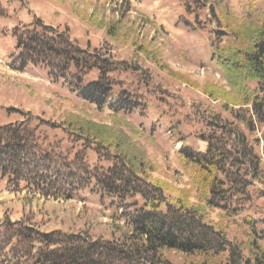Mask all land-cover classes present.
Listing matches in <instances>:
<instances>
[{
	"label": "rangeland",
	"instance_id": "obj_1",
	"mask_svg": "<svg viewBox=\"0 0 264 264\" xmlns=\"http://www.w3.org/2000/svg\"><path fill=\"white\" fill-rule=\"evenodd\" d=\"M185 2L191 14L184 12ZM252 2L261 0H0L4 9L0 15V124L24 117H30L33 125L47 121L38 127L40 141L56 146L70 161L83 155L90 169H105L111 163L99 158L92 146L84 147L78 132L67 128L68 123L72 128L88 122L102 132L121 131L128 139L122 141L123 150L133 156L143 178L163 187L167 202H172L179 190L190 187L176 154L181 145L204 152L212 136L224 139L229 125L238 126L261 157L262 173L255 179L245 177V184L232 193L228 209L196 206L194 193L188 207L196 209V214L236 245L244 257L264 253V125L255 123L254 131L249 132L235 117L250 110L249 106L225 107L224 99L216 100L203 91L208 82L232 91L221 68L211 59V37L218 29L216 18L222 22L237 19ZM34 16L47 25L67 27L70 38L80 47L99 48L117 61V69L109 73L115 82L113 93L126 91L137 100V108L114 116L107 109L98 111L61 81L52 82L44 69H10V55L16 53L11 30L31 23ZM111 28L121 43L107 36L106 30ZM97 74L92 71L84 80L95 79ZM246 86L250 91L259 87L256 81L246 82ZM259 94L264 98V84ZM226 148L232 149L229 145ZM124 203L132 210L142 205V199L138 195L127 197ZM120 213L118 199L88 188L65 200L15 191L0 181V223L6 219L23 221L44 232L59 230L116 240L127 230ZM163 253L174 264L202 260L197 254ZM227 256L223 253L208 261L223 264Z\"/></svg>",
	"mask_w": 264,
	"mask_h": 264
},
{
	"label": "trees",
	"instance_id": "obj_2",
	"mask_svg": "<svg viewBox=\"0 0 264 264\" xmlns=\"http://www.w3.org/2000/svg\"><path fill=\"white\" fill-rule=\"evenodd\" d=\"M183 7L185 13H192L187 2ZM210 10L215 17L214 7ZM3 13L0 6V15ZM216 20L211 59L234 93L210 82L203 91L216 100L224 99L225 107H250L245 111L249 116L238 112L235 117L252 132L255 123L264 125V98L259 94L264 84V0L250 3L249 10L237 19ZM113 31L107 29L106 34L119 43ZM11 37L16 53L10 55V69H44L52 82L61 81L98 111L107 109L114 116L137 108V100L126 91L113 93L115 82L109 73L117 69L118 62L99 48L80 47L70 38L67 27L47 25L34 16L31 23L13 27ZM92 71H97V77L85 81ZM249 81H256L258 89L250 91L246 86ZM30 119L0 124V181L15 191L53 199H73L84 188L109 195L119 200L127 230L121 239H93L83 233L44 232L30 223L6 219L0 223V264H174L164 256L166 250L201 255L196 264H212L208 259L223 253L228 254L223 264H264V253L244 257L219 230L205 223L196 209L188 207L194 193L196 206L228 209L232 193L245 184V177L255 179L262 173L261 157L238 126L229 125L224 139L212 136L204 152L181 145L176 154L190 187L179 190L178 196L167 202L163 187L143 178L133 156L123 150L122 141L128 139L121 131L102 132L88 122L72 128L68 123L67 128L78 132L84 147L92 146L99 158L111 163L105 169H90L83 155L70 161L56 146L43 144L38 127L47 121L33 125ZM137 195L142 205L130 210L124 200Z\"/></svg>",
	"mask_w": 264,
	"mask_h": 264
},
{
	"label": "crops",
	"instance_id": "obj_3",
	"mask_svg": "<svg viewBox=\"0 0 264 264\" xmlns=\"http://www.w3.org/2000/svg\"><path fill=\"white\" fill-rule=\"evenodd\" d=\"M69 32V31H68Z\"/></svg>",
	"mask_w": 264,
	"mask_h": 264
}]
</instances>
